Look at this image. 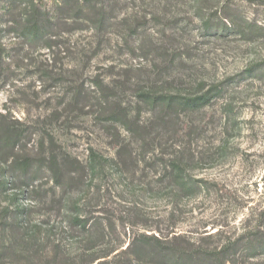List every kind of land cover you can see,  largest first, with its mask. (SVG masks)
Masks as SVG:
<instances>
[{
  "label": "rangeland",
  "instance_id": "1",
  "mask_svg": "<svg viewBox=\"0 0 264 264\" xmlns=\"http://www.w3.org/2000/svg\"><path fill=\"white\" fill-rule=\"evenodd\" d=\"M102 5L98 30L93 9L74 11L76 0H0V113L22 134L14 153L33 162L27 182L15 176L28 193L0 197L4 221L11 224L15 205L26 207L27 229L88 255L120 253L139 234L208 248L262 236L264 0ZM39 10L48 28L29 38L18 24ZM213 88L220 93L198 111L166 113L142 101L145 92L187 97ZM112 107L133 127L167 124L141 146L102 114ZM120 145L129 150L125 165ZM50 157L65 190L45 169ZM74 215L87 221L85 231L71 226ZM243 261L264 264V253Z\"/></svg>",
  "mask_w": 264,
  "mask_h": 264
},
{
  "label": "trees",
  "instance_id": "2",
  "mask_svg": "<svg viewBox=\"0 0 264 264\" xmlns=\"http://www.w3.org/2000/svg\"><path fill=\"white\" fill-rule=\"evenodd\" d=\"M76 6L78 9H74V11L86 12V15L93 9V17H95L91 23L96 29L101 28L104 21L102 0H76ZM41 12L42 10L25 12L24 19L18 24L25 36L29 38L38 37L47 30V21L43 19L44 15ZM203 28L206 31L209 30L210 26L207 21H204ZM220 91L219 88H213L204 91L202 94L187 97L176 95L153 97L152 93L145 92L142 93V101L151 104L154 108L155 105H159L162 111L166 113L173 112L175 109H179L180 112H191L203 108L214 96H218ZM107 99L104 102L108 103ZM102 114L107 116L108 121L120 123L128 134L136 136V141L141 146L150 144L148 136L152 130L161 129L167 124L158 120L157 125L133 127L131 123L123 122L122 115L113 107ZM7 118L6 115L0 113V197L13 194L12 191L15 189V194L10 197V202H13L28 193V186L15 187V176L27 182L33 162L14 153L22 134L7 123ZM4 151H11L12 153L3 158ZM128 151L126 145L118 146L117 156L122 165H125V162L121 158H126L129 155ZM91 156L89 170L93 172L92 162L95 163L97 157L93 152ZM8 160L10 162L7 165ZM45 169L50 173L52 183L57 188L62 190L68 188L67 183L63 181L62 170L55 157L46 159ZM11 171L16 172V174L13 175ZM31 192L35 193L37 190ZM7 212H9L8 208L0 209V264H73L70 263L72 260L77 264H244L243 259L246 255L256 256L259 253H264V210L258 225L262 231V236L254 235L233 241L228 240L223 245L208 248L200 243L193 245L188 241L186 242L179 235L161 237L139 234L132 239L125 250L114 255L112 250L88 255L84 253V249L80 251L78 248H74V252L71 248L73 244L67 245L65 240H57L52 245L54 237L48 231L43 232L38 226H31L30 229H27L23 223L24 214L27 212L26 207L15 205L13 212H11V224L4 221ZM70 224L81 231H85L87 227V221L79 215L71 217ZM19 230L22 232L19 233ZM42 235H44L43 240ZM42 242L45 243V246ZM50 244L52 248L47 247ZM46 249L53 253H47ZM76 251L78 252L76 253ZM111 255L113 257L109 259Z\"/></svg>",
  "mask_w": 264,
  "mask_h": 264
}]
</instances>
